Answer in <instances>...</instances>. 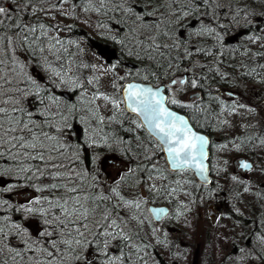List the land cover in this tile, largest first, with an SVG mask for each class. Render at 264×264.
<instances>
[{"label": "snow or ice", "instance_id": "obj_1", "mask_svg": "<svg viewBox=\"0 0 264 264\" xmlns=\"http://www.w3.org/2000/svg\"><path fill=\"white\" fill-rule=\"evenodd\" d=\"M261 60L264 0H0V264H160L154 220L193 204L241 228L237 264H264V213L246 233L220 211L231 190L209 173L228 161L210 169L199 131L264 110L211 87L244 69L257 94ZM229 145L264 151V135L214 146Z\"/></svg>", "mask_w": 264, "mask_h": 264}, {"label": "rangeland", "instance_id": "obj_2", "mask_svg": "<svg viewBox=\"0 0 264 264\" xmlns=\"http://www.w3.org/2000/svg\"><path fill=\"white\" fill-rule=\"evenodd\" d=\"M85 31H87L89 35H92L90 30L84 25L77 24L74 38L75 36L82 35ZM96 42L98 41L94 40L93 44L97 45ZM93 50L96 49L93 48ZM262 63H264V60ZM262 74H264V72H262ZM212 85V89H220L221 91L223 88L219 86V84ZM251 85V80L242 79L237 85L228 86V89L224 88L225 90L223 93L225 95L222 96V98L226 99L227 92L233 91L229 89H235L239 93L238 97L241 102L250 103L255 106L260 103L261 99H264V86H256L257 94H254L250 90ZM213 108H215L213 109L214 112H219V108L216 105L213 106ZM257 113L258 115L244 114L242 116L229 117L232 125L230 127L224 126L223 128L218 129L215 126L213 133L216 132V136L221 137V141L215 145L227 143L229 140L236 139L237 137L244 139L247 136H251V132L257 131L258 129L256 125H264V119H262V117H264V110L257 108ZM212 125H215V121H213ZM243 125H249V127L245 128ZM244 151L246 153L249 152L253 156L255 171L251 172V175H245L244 178H238L240 180L249 181L251 191L250 193H243L240 196L241 200L238 204H235V206L244 213V216L239 218L241 224H250L251 227L253 221H258L261 213H264V171H262V169H264V151L257 150L253 152L250 145L248 146V149L239 152ZM239 152L232 149L231 145H229L228 149L223 151H218L214 145L212 148L211 167L212 165L217 164L218 160L221 162L218 166L221 167L223 166V160L228 161L227 171L225 172L228 176L212 177L214 181L218 180L219 183L224 186L225 191L228 192L229 190H231L230 192H235L237 188L236 186H240L233 185L230 180L231 173H234L232 170L234 164L233 161L237 153L240 154ZM161 164H164L162 159ZM187 175L191 177L193 174L188 173ZM238 191L242 193V188L238 189ZM256 193H259L260 196L258 197ZM181 199H184L185 202H187L184 197H181ZM236 200L237 199H235V201ZM157 202H165V200L160 199L157 200ZM232 206L233 204L229 206L227 213L231 212ZM190 207L191 211L186 212L179 220L165 219L163 223L158 224L153 222L152 226L163 229V232L160 234V239L166 243V246L162 243L155 249H151L153 255H156L157 259L160 261V264H237L236 256H232L233 259L231 260L228 259L229 256H220V249H224V236L221 233L218 234L216 243H212L209 237L205 236V228L209 225V220L206 218L207 206L193 204L190 205ZM170 209L172 211L171 213H174V205H171ZM145 214L150 215L147 211ZM233 217L236 218L235 216ZM226 222L227 220H224L222 224H225ZM172 228H175V231L170 233L169 230ZM164 233L167 235L165 236ZM202 233L204 234L203 237L200 236ZM199 244L201 245V251L199 252V250H197L196 254L193 255L195 251L194 249H196ZM213 249L219 250L217 256L212 254Z\"/></svg>", "mask_w": 264, "mask_h": 264}, {"label": "flooded vegetation", "instance_id": "obj_3", "mask_svg": "<svg viewBox=\"0 0 264 264\" xmlns=\"http://www.w3.org/2000/svg\"><path fill=\"white\" fill-rule=\"evenodd\" d=\"M227 89V88H226ZM225 89H221V93H223ZM239 99V97H236ZM215 109V108H213ZM257 126V131H253L251 132V136L253 137H256V136H260V135H264V125H256ZM214 127L215 125H212L211 127H207V128H201L199 129V131H202L204 132L208 137H209V140H210V144H209V163L211 164V153H212V148H213V145H215L216 143H219L221 141V137H218L216 136V132H214ZM240 154L237 153V155L235 156V159L233 161V172L234 173H231V175L235 174L237 175L238 178H244L245 175H249L250 173L248 171H245L244 169L242 168H239L238 167V164L242 161H252L254 163V158L253 156L249 153V152H239ZM209 164V165H210ZM255 164V163H254ZM210 169H211V165L209 166ZM255 171V168L253 167ZM210 175L212 177H215L216 174L214 171H210ZM251 175V174H250ZM221 177H224V176H228V174H226L225 172H221L220 174ZM217 177V176H216ZM250 177V176H249ZM236 191L235 192H229V195H228V202L226 203H223L220 205V211L221 212H224V213H227V209L229 208L230 205H235V204H238L239 201L241 200V198L237 199L235 195L236 192H239L238 189L242 188L240 186H236ZM228 192V191H226ZM235 199H237L235 201ZM208 220H209V225L208 227L205 228V236L206 237H209V239L211 240L212 243H216L217 242V236L219 233H221L224 237H223V244H224V249H220V256L221 255H224V256H239V252L233 248V242H235V244L237 245V248L238 247H245L248 243L247 239L245 240H241L240 239V232H241V228H236V231H235V234L231 233V232H228V229H225V228H222L220 224H216L214 223V221L209 217V214L207 212V217H206ZM165 219H168L167 217H164L162 218L160 221L156 222L157 224L158 223H163L165 221ZM236 218L233 217V220H227V222L225 224H227L229 226V228H231L234 220ZM224 220L221 221V224ZM243 225V224H242ZM173 227V226H171ZM254 225L252 224V226L250 227V224L247 225V227L244 229V231L246 233H250L253 229ZM175 228H172L169 230L170 233H172ZM228 233V239L226 240L225 239V233ZM203 233L200 235L201 237H203ZM201 245H197L196 249H194V254H196L197 250H199V252L201 251ZM218 252L219 250L217 249H213L212 250V254L214 256H217L218 255Z\"/></svg>", "mask_w": 264, "mask_h": 264}, {"label": "trees", "instance_id": "obj_4", "mask_svg": "<svg viewBox=\"0 0 264 264\" xmlns=\"http://www.w3.org/2000/svg\"><path fill=\"white\" fill-rule=\"evenodd\" d=\"M85 32H87V31H85ZM263 62V60H261L260 61V63H262ZM252 66H255V65H252ZM226 67V66H225ZM227 70H229V71H231V69H227ZM241 71H244V69H238V71H236L235 72V75L237 76V83H225V82H222V81H218L217 83H213V84H219V86H221V87H228V86H234V85H237L241 80H242V78H239V73L241 72ZM213 85L211 84V87H212ZM207 99V98H206ZM213 106H215V104H213Z\"/></svg>", "mask_w": 264, "mask_h": 264}, {"label": "water", "instance_id": "obj_5", "mask_svg": "<svg viewBox=\"0 0 264 264\" xmlns=\"http://www.w3.org/2000/svg\"><path fill=\"white\" fill-rule=\"evenodd\" d=\"M96 44L97 45H99L100 47H103V44H100V43H98V42H96ZM204 134V133H203ZM206 135V134H205ZM208 151H209V149H208ZM247 162H249V163H251V161H247ZM207 163L209 164V162L207 161ZM252 164V163H251ZM250 170H248V172H249ZM149 207H157V208H166L168 211L170 210L169 209V207L167 206V205H165V204H161V205H149ZM209 215L210 216H212V213H209ZM163 218V217H162ZM161 218V219H162Z\"/></svg>", "mask_w": 264, "mask_h": 264}]
</instances>
